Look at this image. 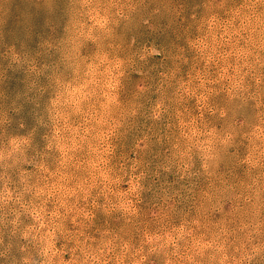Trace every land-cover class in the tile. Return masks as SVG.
Returning <instances> with one entry per match:
<instances>
[{
    "label": "rangeland",
    "instance_id": "1",
    "mask_svg": "<svg viewBox=\"0 0 264 264\" xmlns=\"http://www.w3.org/2000/svg\"><path fill=\"white\" fill-rule=\"evenodd\" d=\"M0 264H264V0H0Z\"/></svg>",
    "mask_w": 264,
    "mask_h": 264
}]
</instances>
